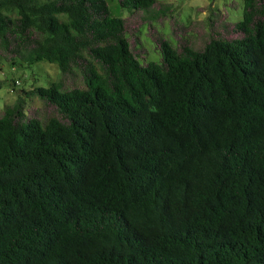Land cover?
Returning <instances> with one entry per match:
<instances>
[{"label": "trees", "instance_id": "16d2710c", "mask_svg": "<svg viewBox=\"0 0 264 264\" xmlns=\"http://www.w3.org/2000/svg\"><path fill=\"white\" fill-rule=\"evenodd\" d=\"M116 6L0 0V60L59 68L0 112V264H264V0Z\"/></svg>", "mask_w": 264, "mask_h": 264}, {"label": "rangeland", "instance_id": "374dc122", "mask_svg": "<svg viewBox=\"0 0 264 264\" xmlns=\"http://www.w3.org/2000/svg\"><path fill=\"white\" fill-rule=\"evenodd\" d=\"M174 4L173 14L183 23L192 20L205 19L209 11L198 12L199 7H205L212 2V8L217 11L225 12L228 20L231 22L238 21L242 18L243 0H163ZM108 6L114 15L126 17L128 12L125 9H119L116 6V0H106ZM156 29L172 43H176L171 34L169 21L155 23ZM140 39L142 46L147 53L144 59L140 61H156L161 59V53L156 49L154 42L146 35L145 26L140 30ZM59 73L58 65L55 62L41 60L27 66H11L4 60H0V79L5 80V84L0 89V112L11 104L21 89L29 90L34 86L48 87L55 81ZM15 80V83L12 82ZM14 84V86H13ZM41 101L36 97L30 98L27 103V109L37 108Z\"/></svg>", "mask_w": 264, "mask_h": 264}]
</instances>
